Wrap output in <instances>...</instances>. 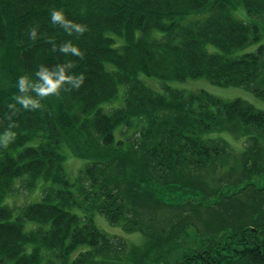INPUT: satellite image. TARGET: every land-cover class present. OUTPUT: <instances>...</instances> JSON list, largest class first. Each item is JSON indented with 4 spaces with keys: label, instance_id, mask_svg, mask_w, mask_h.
I'll list each match as a JSON object with an SVG mask.
<instances>
[{
    "label": "trees",
    "instance_id": "16d2710c",
    "mask_svg": "<svg viewBox=\"0 0 264 264\" xmlns=\"http://www.w3.org/2000/svg\"><path fill=\"white\" fill-rule=\"evenodd\" d=\"M54 8L88 30L68 35L51 23ZM263 37L264 0H0V264H264V109L165 84L161 92L140 78H206L247 86L264 101V42L244 51ZM49 40L71 41L84 59L51 51ZM67 61L76 62L69 74L85 75L79 90L62 88L35 111L16 104L20 76L35 82L41 64ZM121 87L123 105L106 111ZM229 124L249 144L239 185L201 195L184 180L220 163L226 176L236 168L225 156ZM64 148L85 162L77 174L66 170ZM23 176L30 188L40 178L50 183L14 214L4 201ZM162 180L169 193L153 186ZM182 187L184 198L173 193ZM155 193L170 211L195 206L211 217L178 244L174 236L184 238L187 223L140 205ZM97 216L142 233L151 253L126 247L98 227Z\"/></svg>",
    "mask_w": 264,
    "mask_h": 264
},
{
    "label": "rangeland",
    "instance_id": "374dc122",
    "mask_svg": "<svg viewBox=\"0 0 264 264\" xmlns=\"http://www.w3.org/2000/svg\"><path fill=\"white\" fill-rule=\"evenodd\" d=\"M234 14L243 20H247V14L245 12L243 15H240L239 13L234 11ZM263 42H264V37L260 41L249 45L246 49H244V51L256 50L257 47ZM211 49H215V47H211ZM140 78L143 79L147 84H149L155 90H160L161 92L164 91L163 87L161 86L165 84L173 88L185 90L187 93L207 91L211 93L212 95L218 98H221L225 101H232L236 98H241V99L248 101L249 103L254 104L257 108L264 109V101L259 99L253 93L252 89L247 86L234 87V86L217 85L215 83H212L206 78L163 81L156 77L148 76L143 73L140 74ZM262 84H264V81L262 82ZM123 94H124V90H123V87H121L118 98L113 100L110 103L103 105L104 109L106 111H111L123 105L124 103ZM211 135L217 136L218 132H214ZM222 135L226 139V144H225L226 145V155L225 156H227V158L230 159L229 163L231 165L234 164L233 166H235L236 168L233 171H230L228 176H226L222 168L227 169L229 167L226 168L227 165L223 166L220 163V166L222 168L212 166L211 167L212 172L202 171L198 169L197 171L198 174L196 175L195 179L192 177L190 179H185V180L183 179L184 181H189L191 183L190 184L191 188H194V186L197 187V192L200 194L204 193L205 195H207L208 194L207 190H205L206 192L203 190L210 189V187H214L215 185H216L215 187H218L221 184L225 186H232V187H236L239 185L237 182L238 180L237 174H238L239 169L243 167L242 161L240 162V160L242 159L241 153L249 145L246 142L247 135H245L242 132L241 127L232 126L230 124L224 128V132L222 133ZM64 152L66 154L65 156L66 170L71 175L77 174L80 167L82 168L84 167L85 162L83 161V159L75 157L70 148H64ZM245 167L247 168L248 165ZM242 171L243 169L240 170V174L242 173ZM245 171L248 172L247 170ZM165 181L166 180H162L158 183L153 182V186H155V188H158V189L159 188L165 189L167 190L166 192L169 193L167 185L165 184ZM26 183H27V176L18 177L16 179V187L14 191L11 192V194L7 196L6 200L4 201V204H7L12 208L14 214H17L18 212H20L22 207L26 206L28 203L36 202L40 200L43 194V190L45 189L47 185H49L50 182L46 181L43 178H40L37 181L36 185L32 188H30L29 186H26L27 185ZM142 187L144 188L146 186L143 185ZM213 189L214 188H212V190ZM184 190H185L184 187H182V188H179L177 191H174L173 193L176 195L178 193H182L183 198H184L189 195L187 193H184ZM214 200L215 198L209 201H214ZM140 205L147 207L151 212L156 213L164 218L167 215H169L170 218L174 217L176 219V223H180L179 225L182 224V221L187 223L186 226H187L188 231L184 233V238L181 239L177 234L174 236L177 239L178 244H181V245H184L185 241L189 239L186 235L188 232L190 234L195 233L197 227L193 224L200 223L202 222L203 219H208L211 217L208 212L206 213V212H203L202 210L195 212L196 211L195 206L188 209L190 210L189 213H183L182 215L180 214V212L183 211L181 209L183 206L178 209L170 211L168 210L166 206H164V205L168 206V204L165 201H163V197L158 193H155L154 195L149 194V195H146L145 197H142ZM96 223L100 229L106 231L107 233H111L119 241L124 242L122 240V238H124L125 239L124 244L126 247L134 245L137 248H141L143 252L151 253L148 247L144 248L143 246L145 242V237L142 233H139V232H134L131 234L125 233L119 228V226H110V224L106 222L104 218H101L99 216L96 217ZM175 232H172V234H174ZM121 236H124V237H121ZM148 246H150V244ZM152 248L155 251H158L156 249V246H152Z\"/></svg>",
    "mask_w": 264,
    "mask_h": 264
},
{
    "label": "clouds",
    "instance_id": "9594fccd",
    "mask_svg": "<svg viewBox=\"0 0 264 264\" xmlns=\"http://www.w3.org/2000/svg\"><path fill=\"white\" fill-rule=\"evenodd\" d=\"M50 17L51 23L62 27L68 35H73L75 33L76 36L79 37L88 30L87 25L76 23L67 19L61 9H52ZM28 31L30 39L35 40L37 38V28L31 27ZM48 43L52 44L51 51L53 52L59 51L65 55L71 53L72 55L79 57L81 60L84 59V52L71 41L64 42L60 45H57L52 40H49ZM75 66V61H67L65 63L56 64L51 68L41 64L35 73L37 77L35 82L30 81L27 75L20 76L18 78L17 87L19 94L14 95L13 99L16 104L21 105L23 109H31L32 111H35L37 108H43L41 103L43 99L53 95L59 96L62 88L66 91L71 89L79 90L84 83L85 75L81 73L77 76L75 74H69L67 71V69H72ZM65 85L68 87L65 88ZM30 92H34L36 94V99L29 95ZM16 104L8 105L10 110L15 108V111L12 112L13 116L19 111V109L16 108ZM5 147H7V144Z\"/></svg>",
    "mask_w": 264,
    "mask_h": 264
}]
</instances>
